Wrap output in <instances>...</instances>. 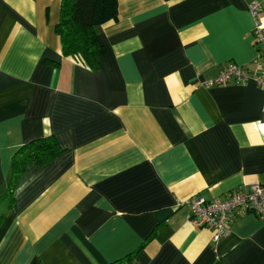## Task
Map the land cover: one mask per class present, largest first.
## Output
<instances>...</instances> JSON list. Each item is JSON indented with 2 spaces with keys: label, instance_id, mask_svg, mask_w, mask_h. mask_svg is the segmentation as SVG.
I'll return each instance as SVG.
<instances>
[{
  "label": "crops",
  "instance_id": "obj_1",
  "mask_svg": "<svg viewBox=\"0 0 264 264\" xmlns=\"http://www.w3.org/2000/svg\"><path fill=\"white\" fill-rule=\"evenodd\" d=\"M60 3L0 0V264H264V218L213 241L182 205L264 184V91L207 85L253 69L264 0H117L97 71L63 55ZM50 137L61 154L10 191Z\"/></svg>",
  "mask_w": 264,
  "mask_h": 264
},
{
  "label": "trees",
  "instance_id": "obj_2",
  "mask_svg": "<svg viewBox=\"0 0 264 264\" xmlns=\"http://www.w3.org/2000/svg\"><path fill=\"white\" fill-rule=\"evenodd\" d=\"M117 0H61L59 21L55 32L59 36L64 56H70L92 71L100 69L105 49L99 43L95 28L116 17ZM62 150L52 137L36 140L11 162L10 191L22 176L29 163L39 166L50 163ZM132 256L114 264L131 263ZM125 261V262H124ZM124 262V263H123Z\"/></svg>",
  "mask_w": 264,
  "mask_h": 264
},
{
  "label": "built area",
  "instance_id": "obj_3",
  "mask_svg": "<svg viewBox=\"0 0 264 264\" xmlns=\"http://www.w3.org/2000/svg\"><path fill=\"white\" fill-rule=\"evenodd\" d=\"M259 11L258 4L250 5L249 13L255 22L253 34L258 45L257 55L251 62L253 69L229 63L215 79L207 82V85H225L230 81L245 84L251 80L264 91V62H261L264 60V36L258 23ZM182 205L188 207L191 223L201 228H210L213 231L212 240L218 241L228 234V224L237 213H252L264 218V184L254 182L246 185L244 189L239 188L222 198L211 200H206L200 195L193 196Z\"/></svg>",
  "mask_w": 264,
  "mask_h": 264
}]
</instances>
